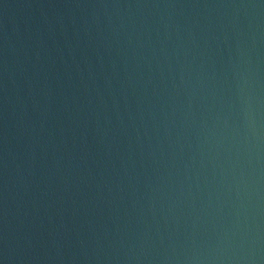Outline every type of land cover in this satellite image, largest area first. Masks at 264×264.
Masks as SVG:
<instances>
[{"label":"water","instance_id":"1","mask_svg":"<svg viewBox=\"0 0 264 264\" xmlns=\"http://www.w3.org/2000/svg\"><path fill=\"white\" fill-rule=\"evenodd\" d=\"M0 264H264V0H0Z\"/></svg>","mask_w":264,"mask_h":264}]
</instances>
